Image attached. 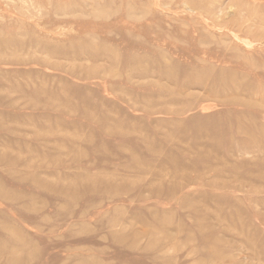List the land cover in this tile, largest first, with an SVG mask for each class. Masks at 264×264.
Wrapping results in <instances>:
<instances>
[{"label": "rangeland", "instance_id": "1", "mask_svg": "<svg viewBox=\"0 0 264 264\" xmlns=\"http://www.w3.org/2000/svg\"><path fill=\"white\" fill-rule=\"evenodd\" d=\"M0 264H264V0H0Z\"/></svg>", "mask_w": 264, "mask_h": 264}, {"label": "bare ground", "instance_id": "2", "mask_svg": "<svg viewBox=\"0 0 264 264\" xmlns=\"http://www.w3.org/2000/svg\"><path fill=\"white\" fill-rule=\"evenodd\" d=\"M228 9H230V8H228Z\"/></svg>", "mask_w": 264, "mask_h": 264}]
</instances>
